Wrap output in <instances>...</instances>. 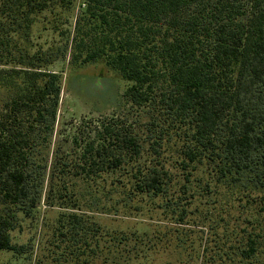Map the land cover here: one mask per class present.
<instances>
[{
    "label": "trees",
    "instance_id": "trees-1",
    "mask_svg": "<svg viewBox=\"0 0 264 264\" xmlns=\"http://www.w3.org/2000/svg\"><path fill=\"white\" fill-rule=\"evenodd\" d=\"M74 2L0 0V89L9 93L0 107V251L23 252L11 241L12 208L28 216L39 202L47 171L42 147L61 91V75L41 70L61 50L29 54L18 41L36 17L71 11ZM83 6L70 35L72 60H102L127 83L123 96L137 115L99 119L86 136L78 130L68 156L50 170L52 194L66 205L89 197V205L94 193L106 203L119 193L113 203L126 210L139 198L160 199L159 214L181 222L192 212L191 186L206 175V189L231 190L221 211L261 198L264 217V0H83ZM165 152L174 155L183 184L167 169ZM75 179L86 193L68 197ZM62 217L66 234L92 231L85 213ZM259 239L249 233L231 254L251 259Z\"/></svg>",
    "mask_w": 264,
    "mask_h": 264
},
{
    "label": "rangeland",
    "instance_id": "rangeland-1",
    "mask_svg": "<svg viewBox=\"0 0 264 264\" xmlns=\"http://www.w3.org/2000/svg\"><path fill=\"white\" fill-rule=\"evenodd\" d=\"M83 8V0H75L71 11L54 8L44 12L35 18L27 36L18 41L29 54L41 51L55 55L61 50L60 56L41 66V70L61 75V91L52 134L42 147L47 171L39 202L28 216L12 208L17 221L10 237L13 244L24 247L23 252L0 251V264H264V217L258 213L261 198L235 202L226 213L225 200L231 199V190L220 186L206 189V175H201V183L191 186L196 196L186 207L192 212L181 222L178 217L159 214L154 204H160V199L151 202L139 198L126 210L113 203L121 197L119 193L112 194L108 203L101 193H94L95 203L89 205L84 203L89 197L83 203L66 205L52 194L50 170L58 158L68 156L78 130L86 136L99 119L117 116L132 120L137 115L123 96L127 83L102 60L88 64L72 60L70 35ZM8 96L0 89V107ZM148 151L146 146L141 161H148ZM173 157L165 152L163 160L183 184ZM75 181L73 189L69 186L68 197L72 191L86 193L80 180ZM108 187H112L109 182ZM177 189L172 188L174 192ZM3 209L0 204V211ZM71 212L85 213L88 217L82 218L92 231L85 236L66 234L67 217L62 215ZM249 233L260 236L255 256L244 260L238 253L232 255L231 246H242L241 238Z\"/></svg>",
    "mask_w": 264,
    "mask_h": 264
}]
</instances>
